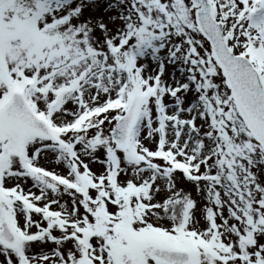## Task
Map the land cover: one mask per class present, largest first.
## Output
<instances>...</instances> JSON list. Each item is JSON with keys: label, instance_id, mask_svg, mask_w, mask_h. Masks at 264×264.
Listing matches in <instances>:
<instances>
[{"label": "snow or ice", "instance_id": "snow-or-ice-1", "mask_svg": "<svg viewBox=\"0 0 264 264\" xmlns=\"http://www.w3.org/2000/svg\"><path fill=\"white\" fill-rule=\"evenodd\" d=\"M0 264H264V0H0Z\"/></svg>", "mask_w": 264, "mask_h": 264}]
</instances>
